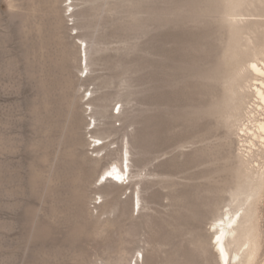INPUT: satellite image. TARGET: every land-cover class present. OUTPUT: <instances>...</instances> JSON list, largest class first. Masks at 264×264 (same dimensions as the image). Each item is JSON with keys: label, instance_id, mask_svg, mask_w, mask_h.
Here are the masks:
<instances>
[{"label": "rangeland", "instance_id": "1", "mask_svg": "<svg viewBox=\"0 0 264 264\" xmlns=\"http://www.w3.org/2000/svg\"><path fill=\"white\" fill-rule=\"evenodd\" d=\"M238 1L0 0V264H216L211 222L255 170L254 100L226 85L264 45V0Z\"/></svg>", "mask_w": 264, "mask_h": 264}, {"label": "bare ground", "instance_id": "2", "mask_svg": "<svg viewBox=\"0 0 264 264\" xmlns=\"http://www.w3.org/2000/svg\"><path fill=\"white\" fill-rule=\"evenodd\" d=\"M240 1H238V2H240ZM243 1H245V0H243ZM70 7H72L71 4L69 5V8ZM233 16L235 17V15H233ZM239 17H241V14L239 15ZM239 22L240 21H237V20L232 21V23L234 25H237ZM239 36H241V35H239ZM231 49H232V47H231ZM240 52H241V50H240ZM229 54H230V52H229ZM237 55L238 54H236V56ZM86 56H87V50L85 48L84 49L85 69H87V67H88ZM252 56H253V58L250 59L246 65H244L245 66L244 68L241 67L243 69H241V72L239 71L240 73H238V79H239V83H241V87L239 86V84H238V86L241 88V94L239 96L236 95L235 91L233 90V86L230 84V87H229V85H226V86H228L227 91H228V89H230L229 93H230L231 97H229V93H228V95L226 93V95L228 96V98H230L231 103L232 102L235 103L238 101L237 102L238 106L240 104L242 105V101H245L249 97L253 98V100H254L253 105H255V109H252L251 111H248V112L246 111V115L248 116V119H249V115L252 118H254V120L251 122V127H244L245 128L244 131L242 129L240 130V128H239V130L242 131L241 133L243 136H249V138H250V141L248 144V145H250L249 150H247V151L245 150L247 152V154L246 153L245 154L247 155L246 156L247 162L250 160L249 165L251 166L252 170L253 169H255V170L254 171L251 170L253 173L250 171L252 173V175L250 176V179H251L250 180L251 181L250 182V188L246 189L247 192H245V193L241 192L244 188L241 191H239L240 192L239 194L233 192L234 194L230 195L231 202L228 205H224V207L221 209L219 215H218V213H216L218 216H216L215 220L213 222H211V224L213 223L212 228L210 227L211 228L210 231L211 230L213 231V235L211 238V246H212L213 255H214L216 264H254L259 253H260V251H261V231H260V227L258 225V221H259V218L261 215V210H260L258 205L262 204L264 206V161L260 164L259 163L260 161L259 162H257L256 160L251 161V159L254 157V155L257 156V153H261L264 156V119H255V114L258 111H262L263 116H264V45L262 48L255 50ZM234 59H236V58L234 57ZM236 60H235V62H236ZM231 61H230V63H232ZM234 66H235V64H234ZM237 71L238 70L236 69L235 72H237ZM227 74H228V72H227ZM229 74H231V73H229ZM233 75H234V73H233ZM232 77L229 76V78H231V79H232ZM234 77L237 78L236 76H234ZM229 78L227 77V79H229ZM231 79H229L228 81L230 82ZM233 80H232V82H233ZM229 82H226V83H229ZM233 83H235V80ZM225 89H226V87H225ZM223 91H225L224 88H223ZM238 92H239V90H238ZM225 103H227V102H225ZM230 107L231 106L229 105V107H227V108H230ZM248 107H250V106H248ZM232 108H234V107H231L230 110H232ZM236 111L234 110V113ZM234 113H233V117L235 115ZM227 116H228V114H227ZM226 119L228 120V117L225 118V120ZM233 120L234 119H232V121ZM230 122H231V118H230ZM232 124H233V122H232ZM91 125H93V124H91ZM237 133H239V132L237 131ZM235 134H236V132H235ZM239 136H237V137H239ZM92 139H94V141H96L95 143H98V142L101 143L100 146L96 147L93 150V153L96 152L97 154H99L100 151L103 150L105 147L104 143L102 142L104 140V138L93 136ZM255 141L260 144L259 147H257V145L254 143ZM238 145H240V144H238ZM95 146H97V145H95ZM117 153H118V150H117ZM117 156H118L117 160H115V161L112 160L111 163L107 166V168L106 167L104 168V170L102 171V174L100 175L102 177V179L106 178V180H107L108 179L107 177H109L110 179H114V180H111V182H110L113 185H115L116 183H118L119 181H121L125 177V175H124L125 170H123V169L125 168L126 170H129V163H130V160L128 158L129 157V151L125 146H124V148L121 147L119 154ZM241 161H244V160H241ZM125 162L127 164L124 166ZM243 166H245V165L243 164ZM238 167H240V166L238 165ZM245 169L247 170V166ZM237 172H239V171H237ZM247 173H249V172H247ZM242 177H244V176L240 175V178H238V181H240V179ZM238 183H240V182H238ZM248 184L249 183H247V186H248ZM242 186H240V187L242 188ZM234 189H236V191L240 190V188L239 189L234 188ZM136 201H137L136 204H140V199L138 197H137ZM141 261L143 262V256L141 257Z\"/></svg>", "mask_w": 264, "mask_h": 264}]
</instances>
